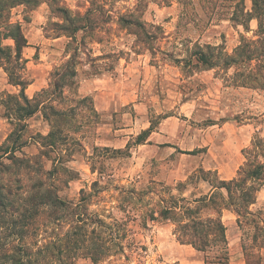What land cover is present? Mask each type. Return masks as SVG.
<instances>
[{"label":"rangeland","instance_id":"1","mask_svg":"<svg viewBox=\"0 0 264 264\" xmlns=\"http://www.w3.org/2000/svg\"><path fill=\"white\" fill-rule=\"evenodd\" d=\"M5 1L9 2L5 17L22 24L26 34L34 25L46 38H61L60 47L46 44L39 55L52 58L48 61L44 57L43 61H48L47 72L51 65L58 67L66 63V57H75L79 70L75 82L108 72L114 80L123 79L130 88L129 104L114 109L113 117L95 114L89 101L68 104L75 107L70 135L77 141L71 140L64 148V166L53 182L61 189L60 197L66 203L74 206L86 203L89 213L101 214L107 224L113 222L107 218L112 214L118 221H129L127 243L143 250L137 254L127 249L129 260L110 257L101 264H179L171 252L166 254L167 247L177 239L175 226L169 221L150 220L147 211L152 215L161 198L178 194L182 182H176L173 176L178 170L192 172L204 165L216 171L219 179L236 177L244 163L242 150L250 146L260 128L258 121L264 116V91L226 87L215 71L190 73L177 59L187 58L188 49L195 42L222 45L231 53L243 35L250 37L252 33L228 20L210 23L203 11L208 6L204 0H42L35 9L21 5L11 12V0ZM251 5V0H246L248 10ZM185 12L188 14L182 17ZM76 27L84 28L75 32L73 39ZM250 27L256 30L257 22L252 21ZM51 74L52 71L47 78L52 82ZM1 99L2 94L0 147L8 145L6 138L14 129L2 117ZM167 119L170 123L165 132L156 136L151 147L135 145L137 135L129 141V150L117 152L105 146L109 140L101 137V133L105 137L108 133L100 125L103 122L113 123V131L133 129L136 134L148 123L157 130ZM41 129L45 130V126ZM40 131L39 127L29 129L27 135H33L35 140L26 149L28 156L36 155L38 148L41 150L40 144L36 145L41 141ZM129 132H119L115 137L122 139ZM163 143L172 147H163ZM178 150L199 152L195 156H182ZM50 158L44 166L47 172L55 166V154ZM196 173L192 172L190 178ZM199 177L195 175L184 184L195 186ZM12 186L17 189L15 182ZM128 190L136 192L130 202L125 193ZM124 209L133 218H127ZM262 215L264 212L256 217ZM68 230L71 223L66 221L60 233L64 236ZM240 230L246 253L253 255L249 264H264L259 244L254 246L251 242L254 228L242 220ZM51 231L44 236L48 240ZM215 253L212 249L203 253L205 264H228V261L217 263ZM247 254L244 251L246 262ZM76 264L93 263L81 258Z\"/></svg>","mask_w":264,"mask_h":264},{"label":"trees","instance_id":"2","mask_svg":"<svg viewBox=\"0 0 264 264\" xmlns=\"http://www.w3.org/2000/svg\"><path fill=\"white\" fill-rule=\"evenodd\" d=\"M204 1L208 6L203 11L210 23L228 20L252 35H243L231 53L222 45L195 42L189 47L187 58L177 59V62L189 68L190 73L215 71V76L226 87L264 91V0H251L250 10L246 7V0ZM41 2L11 0L9 11L21 5L35 9ZM8 5L9 2L0 0V67L8 74L9 82L21 88V93L2 94L1 99L3 116L14 129L7 138L8 145L0 147V264H76L81 258L101 264L110 257L118 256L129 260L127 249L137 254L140 249L143 250L127 243L129 221H118L112 214L107 218L113 219V222L107 224L101 214L91 215L86 203L76 206L66 203L60 197L61 189L53 183L57 181L60 167L64 166V148L71 140L77 141L70 135L75 107L67 105L64 96L66 87L76 86L75 57L52 73L49 89L43 90L33 100L29 99L25 95L29 81L24 78L26 61L22 55L28 42L21 24L12 23L10 18L5 17ZM60 10L57 8V11ZM187 14L183 13L182 17ZM252 21L257 22L256 30L250 27ZM83 28L76 27L73 39L76 38L75 32ZM5 40H13L14 46H4ZM85 101L92 105L88 98L78 102L82 104ZM92 111L95 112L94 109ZM38 112H42L51 131L47 136L39 135L41 141L36 143L41 146L39 154L28 156L24 148L35 139L27 135V121ZM258 125L260 128L255 131L250 146L242 150L244 163L235 178L223 181L215 172L200 169L193 176L200 175L198 181L211 185L208 195L188 198L184 195L186 184L180 183L177 195L170 194L169 199L161 198L158 210L152 215H148L147 211L152 221L173 223L179 243L190 245L202 253L214 250L217 263L229 259L226 226L222 219L224 210L237 215L239 227L242 220L253 227L252 244L264 248V219L257 218L252 210L264 186V116ZM152 130L151 127L142 132L135 145L144 144ZM78 146L81 147L79 143ZM129 149L130 144L126 150ZM66 151H69L68 148ZM51 154H55V166L47 172L44 166L51 160ZM61 169L72 172L67 168ZM212 176L214 179L210 178ZM12 182L17 184V189ZM125 193L130 196L127 199L129 202L134 200L135 191ZM123 212L127 218H133L128 210ZM66 221L71 223V230L62 236L60 230ZM51 229V239L48 240L44 236ZM243 250L246 255L244 244ZM252 256L247 254V264Z\"/></svg>","mask_w":264,"mask_h":264},{"label":"crops","instance_id":"3","mask_svg":"<svg viewBox=\"0 0 264 264\" xmlns=\"http://www.w3.org/2000/svg\"><path fill=\"white\" fill-rule=\"evenodd\" d=\"M35 13L38 14L39 12L35 11ZM21 26L23 29V33L28 42V46L23 49V53H22L23 59L26 61L24 78L27 81H29V85L25 89V95L29 99L33 100L43 90L50 88L51 80L47 78L49 77L50 72L52 71L53 73L55 70L61 69L66 63H63L62 65L58 67L57 65H55L54 68L51 65L50 72H47L46 69L49 67L48 61L51 60L52 58L51 56L47 57L46 55H43V58H39V55L43 53V50L45 49L43 46L46 44H49V45L51 44L53 46L60 47L61 38L60 37L54 38V39L46 38L40 34L37 28H34V25H31L33 28L31 29L30 32L26 34L24 32V28L22 24ZM3 45L13 47L14 41L5 40L3 41ZM44 57L46 58V60H48L47 62H45L46 60L43 61ZM70 58L66 57L65 59H67L68 61ZM78 72L79 70L76 69L77 74L74 79L75 81L77 80ZM29 75H31V77ZM129 91H130V88L128 86V83H125L123 79L119 78V79L114 80L111 76H109L108 72H105V73L93 76V78L92 77L85 78L84 80H80V82H76L75 90L74 88L66 87L64 89V96H65L67 105L69 103H72L73 101H82L88 98L92 102L94 111L99 116L103 114L106 116L110 115L113 117V114L111 112L114 109L116 110L122 109L129 104V100H130ZM20 93H21V88L19 86H15L11 84L9 82L8 74L5 72V70L2 67H0V94L15 95V94H20ZM2 117L3 119L9 122L7 118H5L4 116ZM27 123H28L27 132H29V129L38 128V127L40 131V127L42 126H45V130L41 129V131L38 132L39 135L47 136L51 131V126L44 119L42 112H38L37 114H35L33 117H31L27 121ZM169 123H170V119L165 120L164 123H162L161 126L157 130H152L151 134H149V136L146 138V141L144 142V144H140L137 146L151 147L152 142L154 141L156 136H162V132H165V127ZM100 125H103L105 127V131L108 132L106 137L104 133H101L102 139L109 140L107 141L108 143L104 145L108 147L110 146L111 148H114L115 150H122L123 148L127 149L128 144H130V148H131V143H129V141L133 138V136H137V135L139 136V134L151 128L149 127V123H148V126H144L142 128V131H140L141 133L135 134L133 129L121 128L119 130L113 131V128H114L113 123L108 125L103 122ZM108 126H111L112 128ZM130 130H131V133L130 132L126 133V134H129L127 137H123L122 139H119V138L117 139L115 137L117 136V134H119V132H127ZM28 136H33V135H28ZM161 146L166 147V148L172 147L171 145H169V143H163ZM28 148H29V145L26 148H24V151L26 154H27L26 149ZM194 151L196 150H193V151L178 150L177 152L182 156L183 155L195 156L198 153L190 154ZM37 154H39V148H38ZM31 156H35V154H32ZM200 169H203L206 171H212V169H207L204 165L202 167H197L196 169H194V171L197 172ZM192 172L178 170L176 173L173 174V176H175L176 182L184 183L187 180H189ZM213 172H216V171H213ZM232 179L233 178L229 180L222 178L220 180L230 181ZM211 190H212V187L208 182L200 180L199 182H197L195 186H190V187L188 186L185 190L184 195L191 199L201 198V197L208 195L211 192ZM252 210L256 215L258 213L264 212V186L259 191L257 195L256 203L252 206ZM259 218L263 220L264 215H262V217H259ZM222 219L226 226V238H227L228 247H229L228 264H247L244 251H243V234L238 225L237 215L232 211L224 210ZM261 251H262L261 260H262V263H264L263 261L264 260V248H261ZM170 252L172 254V258L174 259V261L179 262V264H205V260L203 259L202 252L197 251L195 248H193L190 245H184V244L179 243L177 239L173 241V244H171L170 247H167L166 254L169 255Z\"/></svg>","mask_w":264,"mask_h":264}]
</instances>
